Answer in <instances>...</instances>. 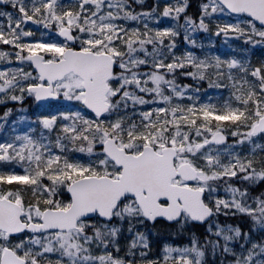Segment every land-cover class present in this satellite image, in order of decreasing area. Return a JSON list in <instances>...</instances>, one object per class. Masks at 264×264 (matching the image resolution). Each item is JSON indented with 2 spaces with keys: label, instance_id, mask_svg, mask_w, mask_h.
I'll list each match as a JSON object with an SVG mask.
<instances>
[{
  "label": "snow or ice",
  "instance_id": "snow-or-ice-1",
  "mask_svg": "<svg viewBox=\"0 0 264 264\" xmlns=\"http://www.w3.org/2000/svg\"><path fill=\"white\" fill-rule=\"evenodd\" d=\"M0 264H264V0H0Z\"/></svg>",
  "mask_w": 264,
  "mask_h": 264
}]
</instances>
